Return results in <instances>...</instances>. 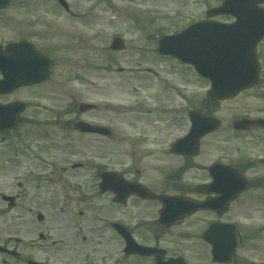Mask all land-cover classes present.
Returning <instances> with one entry per match:
<instances>
[{"label":"rangeland","instance_id":"obj_1","mask_svg":"<svg viewBox=\"0 0 264 264\" xmlns=\"http://www.w3.org/2000/svg\"><path fill=\"white\" fill-rule=\"evenodd\" d=\"M66 1L68 11L58 0H10L0 12V41L31 38L37 44H47V50L57 59L46 83L33 90V102L44 103L47 110L38 111L40 115L34 107L28 111L39 115L30 133L25 135L28 148L12 149V142L6 147L1 145L0 161H15L21 173L46 177L20 179L22 186L17 188L20 207L14 220L20 238L25 236L24 230L46 227L45 233L50 231L52 237L62 232V259L56 261L59 264H123L116 255L119 241L116 243L106 228L111 216L109 195L98 192L95 178L88 177L93 170L72 169L71 164L91 161L90 156L95 152L107 157L113 151L116 167L121 168L118 164L130 161L124 155L125 149H162L161 143L185 128L165 133L167 127L165 123L158 124L157 117H162L161 111L169 107L180 109L186 101L195 109L213 103L215 113L211 114L223 123L231 114L253 111L264 103L251 92L226 102L208 100L207 81L154 51L159 33L177 31L189 21L205 17L206 10L218 6L221 0ZM114 36L124 39L125 50L108 48ZM260 51V63L264 67V43ZM61 55L62 67L58 61ZM17 96L33 104L26 93ZM80 102L100 107L80 117L108 123L113 128L111 141L79 135L71 126L62 128L64 123L79 116ZM152 120L159 128L152 130L150 137L144 134L143 127ZM219 136L206 138L202 147L207 149L203 150L206 156H215L221 149ZM241 145L244 156L255 157L252 149L257 145L255 136H245ZM246 174L250 178L264 175V168L257 166ZM263 193L264 187L251 189L232 204L226 216L245 222L246 241L237 251L235 264H264ZM41 205L45 207L39 208ZM37 210L46 215L43 223H38L35 217ZM201 216L204 214H197L184 227L195 226ZM184 227L178 231L183 232ZM254 229L257 230L251 233ZM193 233L190 240L196 244L187 257L190 264H214L206 246L195 240ZM176 235V231L170 230L162 234V240L167 244L176 242Z\"/></svg>","mask_w":264,"mask_h":264},{"label":"flooded vegetation","instance_id":"obj_2","mask_svg":"<svg viewBox=\"0 0 264 264\" xmlns=\"http://www.w3.org/2000/svg\"><path fill=\"white\" fill-rule=\"evenodd\" d=\"M209 20L231 23L234 21V18L224 16V18H211ZM16 41H30L42 53L53 56V52L47 50V44H37L31 38H21ZM7 43L9 42L0 44L5 46ZM263 43L264 39L261 40L256 47L259 59L261 56L260 47ZM160 57L171 59L175 61L177 65L185 67V69L189 68L193 72L192 67L180 64L175 58L168 55H160ZM54 60L56 59L54 58ZM58 61L62 67V55L58 57ZM263 69L264 67L261 65L258 86L256 88L244 90L237 96L245 92H251L252 96L262 99L264 103ZM147 72L148 74L152 73L151 70ZM18 80H26V78L18 77ZM45 83L46 82L23 84L9 93L0 94V103L8 104L11 102H22L17 103V109L20 112V122L14 129L0 131V146L4 145L6 147L11 145L12 142V149L28 148L29 145H27L28 142H26L25 135L30 133L33 124L35 125L37 122L36 118L41 114L38 111L42 112L47 110V105L44 103L39 102L35 104L33 102V90L35 87L44 85ZM22 92L26 93L28 99H31L33 104H29L28 101H23L17 96L18 94L21 95ZM237 96L220 101L226 102ZM211 104L204 103L200 108L195 109L190 104V101H186L180 109L169 107L167 110L161 111L160 115L162 117H157V120L158 124L162 126L165 123L164 127H167L165 133L170 132V130H178L180 127H184L185 129L183 130L182 128L180 134L161 143L163 146L162 149H125L124 155H126L130 161L129 163L118 164L121 168H117L118 166L116 167L118 162L116 161L113 151L111 153L108 152L107 157L99 156L97 152H95V154L90 156L91 161L79 163L80 167L78 168L87 167L94 171V173L88 177L90 179L95 178V187L98 192H100L97 185L100 175L99 169H102L109 172L117 171L120 175H117L118 177L116 178H119L123 182L138 183L156 195L178 196L181 202L179 208L176 210L179 211H183L182 209L189 211L192 205H198L199 202L205 200L211 202V200H213L211 198H215V201L210 203L209 207L198 208L181 220L176 219L173 221V224L164 225L158 222L159 213L163 207L159 200L145 198L133 194L132 192L126 195L127 188L122 185H120V187H122L123 191L121 188H118V195H116L114 190L108 191L106 194L109 195V200L111 202L109 210L111 216H109L106 228L113 235L114 241H116V243L119 241L116 255L118 256L117 260L122 261L123 264L127 262L131 264L130 260H132V264H159L160 261H169L178 257L188 261L187 257L192 254L193 247L196 244L193 240H190L191 232H194L193 237L195 240L206 246L209 258L212 242L220 241V243H228L230 239L238 240V251L241 249L244 241H246V230H244L245 222L226 218V216L230 213L231 206L237 199L244 196L245 193L251 189H260L264 187V175L259 174L256 177L250 178L246 174L248 170L257 166L264 168V124L262 123V121H264V105L253 111L246 110L245 112L231 114L229 120L224 119L223 123L211 114L212 112L215 113L214 104ZM32 107L37 110L39 115L35 114V112H28ZM99 108L100 107L96 105L93 110L80 113L77 118L64 123L62 128L73 127L74 123L79 120L96 125H103L112 131L110 137L76 132L79 135H91L111 141L113 137V128L108 123L88 121L80 117V115L96 111ZM192 110H198L204 115L214 116L218 120V128L200 139L198 149H172L174 140L184 136L189 131L191 125L189 112ZM60 119H62V114L60 115ZM238 120H244L242 127L239 129L237 128L238 124H236ZM153 122L156 121H148L143 127L145 130L144 134L150 137L153 135L152 130L159 128V125H155ZM44 123H42V125H44ZM165 133L162 132L163 137ZM216 134H219V137L222 138V147L217 151L215 156H206L203 150L207 149H202L205 140ZM247 135L255 136L257 141V145L252 148L255 151V157L251 159L243 155L242 149L244 147L241 145L244 141V137ZM102 159L107 160L102 162ZM214 165H219V167L217 166L211 172V167ZM228 167L235 169L239 175L246 178L248 188L236 195L224 211L221 200L220 184L224 183V185H227L230 183L228 181V174L231 172L228 170ZM43 178L46 177L36 176L32 172L21 173L18 163L15 161H0V264H59V262L56 261L62 259V232L58 231L54 234L55 237H52L50 236V231L45 233L44 230L46 227L40 230L29 228L23 231L25 236L20 238L19 230L14 225V220L17 218L20 207V194L17 190L18 187L22 186L20 179L27 181L32 179L41 180ZM89 182L92 183V181ZM212 182L214 183L212 184ZM222 190L224 197V188H222ZM42 207L45 206L41 205L39 208ZM79 213L80 215L83 214L82 211ZM199 213H203L204 216H201L200 220H197L195 226L184 227V225H187V221L197 217ZM39 216L41 217L39 218ZM35 217L38 223H43L46 215L40 210H37L35 211ZM116 224L123 226L124 230L132 235L140 245L157 251L150 252L147 256H142L138 253H126L123 250L124 239L118 232ZM180 227H184L183 232L178 231ZM189 229L193 231H189ZM170 230L177 232L175 236L177 241L167 244L163 242L162 234H167ZM256 230L257 229L251 230V233ZM31 234V237H27Z\"/></svg>","mask_w":264,"mask_h":264},{"label":"water","instance_id":"obj_3","mask_svg":"<svg viewBox=\"0 0 264 264\" xmlns=\"http://www.w3.org/2000/svg\"><path fill=\"white\" fill-rule=\"evenodd\" d=\"M59 2L67 8L65 0H59ZM262 3H264V0H223L219 7L207 11V17L231 14L236 18L235 23L231 25L207 22L191 24L177 34L162 36L159 40V52L170 54L183 63L192 64L201 76L209 78L211 82V88L208 90L209 98L224 99L235 96L240 90L256 86L258 82L260 65L256 55V44L264 37V7L260 6ZM7 4L8 0H0V9ZM24 45L27 44H10L5 53L0 52V70L4 75V79L0 81V93L8 92L18 84L14 83L13 80L12 62L6 59L4 55L11 56L12 51L17 49L21 53ZM123 48L122 39L115 37L110 44V49L121 50ZM28 57L29 63L21 66V68L31 73L30 79L26 82L21 81L19 84L39 82L48 76L50 68L48 60L36 50H34V54L28 55ZM28 67L31 68L28 69ZM92 107L93 105L87 103H80L79 105L80 111ZM13 110L14 106L12 104L0 105V128L13 127L17 123V116L12 112ZM190 116L192 120L190 133L185 138L180 139L173 149H198L200 138L214 130L218 125L214 118L199 115L197 112H192ZM243 123V121L239 122L237 127H242ZM75 128L83 132L110 134L108 129L86 122H77ZM228 170L231 172L228 174L230 183L223 185L224 197L221 189L224 211L230 201L248 187L247 180L239 175L235 169L228 167ZM111 184L113 185H110L109 177L103 176L100 190L122 189L117 182H111ZM130 186L126 185V195L134 192L145 198H156L164 204L159 218V222L164 225L171 224L176 219L181 220L198 208L210 206L209 200H205L198 203V205H192V208L187 212L180 213L179 211L176 213L173 210V200L177 198L156 196L137 184H130ZM177 203L178 200L175 201V204ZM124 234L129 252L142 254L149 252L146 248L136 244L128 234L125 232ZM237 244V240H230L229 243L224 244V249L214 246L212 249L213 260L231 264Z\"/></svg>","mask_w":264,"mask_h":264}]
</instances>
